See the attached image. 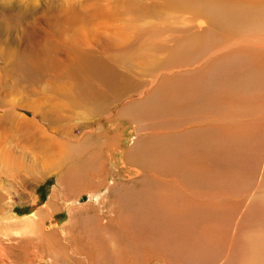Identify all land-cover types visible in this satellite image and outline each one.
I'll use <instances>...</instances> for the list:
<instances>
[{"label":"rangeland","instance_id":"1","mask_svg":"<svg viewBox=\"0 0 264 264\" xmlns=\"http://www.w3.org/2000/svg\"><path fill=\"white\" fill-rule=\"evenodd\" d=\"M66 1L0 0L1 146L29 157L25 137L42 138L39 128H23L11 115L13 107L5 104L19 98L20 89L38 88L48 95L39 100L52 116L47 88L52 73L73 85L54 102L59 114L67 115L68 101L73 112L59 126L46 121L67 143L61 164L43 174L39 165L18 167L0 159V264H237L246 235L263 233L264 238L263 109H250L249 116L233 121V129L220 123L204 126L209 119L204 97L215 95L220 86L250 88L256 70L250 71V63L239 56L226 57L212 64L215 67L194 86L195 97L184 107L159 105L161 92L154 88L156 81L149 82L153 74L192 63L194 67L207 53H147L150 57L141 62L144 45L163 37L150 31L149 22L158 28L173 25H166L163 13L151 15V0H100L121 5L124 12L116 21L131 29L122 40L99 23L69 21L51 13L72 4ZM126 6L133 7L131 15ZM138 28V35L130 34ZM62 31L68 34L62 37ZM18 44L48 58L38 74L33 67L23 72L11 67ZM168 79L164 92L172 90L179 76ZM258 90L264 92V83ZM16 111L36 117L21 107Z\"/></svg>","mask_w":264,"mask_h":264},{"label":"bare ground","instance_id":"2","mask_svg":"<svg viewBox=\"0 0 264 264\" xmlns=\"http://www.w3.org/2000/svg\"><path fill=\"white\" fill-rule=\"evenodd\" d=\"M73 1H76V0H67L66 3L72 2V4L61 5L58 8L51 10V13H53L54 15H57L58 17H64L65 19H67L69 21H73L72 19H74L75 21H79L82 23H84V22L99 23L103 27L102 29L111 31V33H110L111 36H113L115 38H119L121 40H122L121 36L126 38L124 36V34L127 31L131 30V29L127 30V28H126L127 23H126V26L124 23L123 24L117 23V21H118L117 19L120 17V15H123L122 13L124 12L121 8V5L117 4L114 6L111 3L101 4L102 1L107 2V0H102V1H100V0H88L87 2L84 3V5L83 4L76 5ZM118 2H122V0H118ZM150 2H152V4H153V5H150L151 12L150 11L149 12L151 13V15L154 14V15L160 17V15L163 13L166 17L165 18L166 25H168L169 22L173 25L170 24L172 26V28H171V26L167 28L165 26L163 27L162 25H161V27L158 28V27L154 26L153 23H150L151 21L149 22L148 28H150V31L151 32L154 31L155 33H157L163 37L159 38L158 36H156L152 40L153 43L150 42V43H147L144 45L145 47L140 52V53H145V54H142L140 56L141 62H144L146 59H148L150 57V55H148L147 53H174V54L176 53L177 54V53H184V52L188 53V52H191L194 50H196L198 53H207L206 55L201 57V59L196 63V65L194 67L192 66V64H194V63H192L191 66H189L190 64H188L185 66L186 68L182 67L183 69L182 68L176 69V68H178L176 66V68H175L176 70H174V71H171V72L170 71L169 72L164 71L163 73H160V74H158V73L156 75L153 74L155 77L152 80H149V82L150 81L153 82V80L156 81L155 86L154 85L153 86H154V88L158 89V91L161 92L158 104L161 105L163 103L165 104L167 102H173L176 106H178L179 109L181 108L182 105L185 106V104L189 103L191 101V99L195 97L194 96L195 93H192L194 86L199 83V81L203 78V75H205V74L208 75V71H211V69L215 67V66L213 67L212 64L214 62L217 63L222 59H227L226 57L231 58L234 55H236V56H239L242 59L248 61V63H250V66H252V68H250V71H251V69L256 70L255 81L253 82L252 86L249 85L250 88H247L245 90H242L241 88H238L236 90H232L229 88L227 89V87L223 88L220 86V87H217L215 89V92H216L215 95L210 96V97H204L203 96L204 99L208 101L206 104H208V107H209V110L207 111L209 119L202 124L205 126V125H216L217 123H220V125L222 127L226 126L225 129H230L233 127V124H232L233 121L241 120V119H239L240 117L245 118L246 116H249L251 113L250 109H256V108H257V110L263 109V112H261V113H263L261 117L264 118V92L260 93V91L258 90V87H260L262 85V83H264V0H151ZM113 3H116V2H113ZM79 6H82L79 8L80 10L78 9ZM142 7H144V6L142 5ZM132 8H130L129 6L126 8L127 13L130 15H131V13L134 12V10H132ZM139 9H140V7H139ZM139 9H137V10H139ZM4 11H5V9H4ZM9 13L10 12H8L7 14H9ZM146 13H148V12H146ZM7 14L5 15V12H4V16H7ZM142 15L144 16L145 14L143 13ZM40 16L41 15L39 14L38 17H40ZM45 16H47L46 12H45ZM126 17H127V15H126ZM133 17L135 19H138V16L135 13H134ZM146 17H148V16H146ZM2 18H3V14H2ZM40 21H42V20H40ZM46 21H47V19H46ZM28 24L29 23H27L26 25H28ZM45 25H46V22H45ZM29 26H31V25H29ZM36 26H38V25H36ZM47 27H49V26L47 25ZM89 28H91V27H89ZM64 30H66V29H64ZM62 32H64V31H62ZM82 32H85V29L82 30ZM97 33H98V31H97ZM67 34H68V32H67ZM67 34H65V32H64V35H63V33H62V37H64ZM130 34L138 35L139 34V28L136 30L134 29L133 31H131ZM69 35L72 37L75 34H73V35L69 34ZM103 35H101V36H103ZM83 36L86 38L87 35L86 36L83 35ZM59 37H61L60 34H59ZM107 37H108V35H107ZM169 37L171 38V43L169 42ZM65 38H68V37H65ZM72 38H74V37H72ZM82 38L80 39V41L83 40ZM76 39H75V41L73 39V41L75 43H78L79 40L77 39L78 40V42H77ZM54 40H56V39H54ZM83 41L85 42V40H83ZM46 42H47V40H46ZM111 42H112V39H111ZM81 43L84 46L86 45V44H83L82 41H81ZM122 44H120V45H122ZM64 45H66V44L64 43ZM84 46L82 47L83 49H84ZM88 46H85V49L87 48V50H89ZM117 46H116V48H117ZM118 47H120V46H118ZM60 48H61V46H60ZM74 48H75V46H74ZM76 50L78 51L79 49H76ZM87 50H84V51H87ZM90 50H91V48H90ZM131 50H128V51L130 52ZM15 51H14L15 53H11L14 55V57H12L10 59V64H11V67L13 69L18 70V68H21L22 72L25 70L29 71L33 67L36 71L35 73L38 74L39 73L38 70L42 69L41 67H43V63L47 62V59H48L45 57H40L38 55L37 56L33 55L35 53V49L33 47H28V48L26 47V48L22 49L20 44H18V47L15 49ZM125 51H127V50H125ZM49 52H51V51H49ZM56 53H58V52H56ZM125 53L123 56H125ZM75 54H77V53H75ZM79 54H81V53L79 52ZM82 54H84V52ZM85 54H87V56H93L94 52L93 53H87L86 52ZM49 56H47V57H49ZM53 57H54V55H53ZM120 57H121V55H120ZM127 59H129V58H127ZM174 59H175V57H174ZM55 60H57V57L55 58ZM53 62H54V60H53ZM61 62H62V60H61ZM113 63L114 62H112L111 64H113ZM135 64H136V62H135ZM48 65L50 66L51 63ZM63 65H65V64H63ZM149 65H151V64L149 63ZM163 65H164V63H163ZM53 67L55 68V66H53ZM50 68H51V66H50ZM247 71L249 72V70H247ZM144 72H146V71H144ZM152 73H154V72H151L150 76H152ZM52 74H53V77H51L50 82H48V84H47V88L50 89V91H51L50 92L51 96H50V99L48 100V104H50L49 107H53L54 114H52V116H49L48 113L46 112V110H44L41 107V100H39V99H41V98L46 99L48 95L46 96V94H44L38 88H33V89L22 88V89H20V91L15 89L14 91L17 90L18 91L17 94H20V97L15 99V100L10 99L11 100L10 103H5L6 106H12L13 107L12 109H14V110L11 111V115L13 116V118H16L17 122L23 128L24 127L26 128L30 125L34 126L36 129L39 128L41 130V137H42L41 139L33 138V137H29V136L25 137V139L27 141L29 140L28 141L29 144H28V142L24 141V144H25L24 147H26L27 149L29 148L31 151L29 154V157H27L26 154H20V155L15 154L13 150L11 151L9 149L3 148L1 146V143H0V150H1L0 155H2V158H0V159L2 161H5L9 165L11 164L12 166L26 167V168L35 167V166L39 165L41 167V170L44 171L43 172V174H44L47 170H49L51 168L52 169L56 168L58 165H60L61 160L66 156V154L68 152V146H66L67 143L58 139V137H56V134L54 135L53 131L51 130V129H57V128L49 127L46 121L52 120L55 125L59 126L60 121H62V120L66 121L68 114L73 112V110H72L73 107L71 108V103H69V101L66 102V103H68V107L70 105L69 112L67 113V115L59 114L60 110L58 111L54 107L55 106L54 102H56V100H58L56 95L59 96V94L61 92L62 93L67 92L70 89V87H72L73 85L69 86L67 80H65V81L57 80L55 73L53 72ZM119 74L123 75L124 71L121 70L119 72ZM186 74H188V75H186ZM190 74H191V76H190ZM253 74H254V71H253ZM177 75L179 76V81H174V82L172 81L173 82L172 83V90H166L164 92V89H167V87H168L166 85L163 88V85L165 82H167V79L170 76H172V78H174ZM243 75L246 78L245 72ZM222 79H223V77H222ZM217 83H219V82H217ZM41 89H42V87H41ZM72 89H74V88H72ZM86 89H88V88H86ZM70 92H71V89H70ZM76 92H74V93H76ZM69 95H70V93H69ZM73 95H75V94H73ZM72 96H70V97H72ZM199 97H201V96L199 95ZM80 102H81V100H80ZM134 102H135V100H134ZM137 103H138V101L135 104H137ZM135 104H133V107ZM88 106L90 107V105H88ZM131 106H132V104H131ZM184 106H182V107H184ZM19 107H21L22 109H26V111H30L36 117L33 119V118L29 117L28 115H25L24 113H20V112L16 111V108H19ZM78 107H80V106H78ZM127 107L129 108V103L127 104ZM123 108H125V107H123ZM75 110L78 111L79 108H76ZM210 110H211V112H210ZM217 110H218V112H216V113L218 114V116H216V113H215V111H217ZM57 111H58V113H57ZM85 113H86V111H85ZM242 120H245V119H242ZM100 121H101V119H100ZM64 124H65V122H64ZM245 127H246L245 125L242 126V129H245ZM47 128H49L48 132H47ZM103 129L106 130L105 127H103ZM49 132L52 134H50ZM56 133H58V132H56ZM162 134H164V133H162ZM66 142H68V141H66ZM113 143H114V140H113ZM117 144H118V142H115V145H117ZM36 153H39L41 155V157L38 158L36 156ZM70 154H72V153H70ZM24 169H21V170H24ZM88 198H89V196H88ZM238 227H239V222L236 221L235 228H234V230H235L234 232L236 234H238ZM262 234L263 233H261V234L259 233L257 235H246L245 236V241H246L245 248H244L245 250L242 249V251H244V255L242 258L239 259L237 264H264V238H262L260 236Z\"/></svg>","mask_w":264,"mask_h":264}]
</instances>
